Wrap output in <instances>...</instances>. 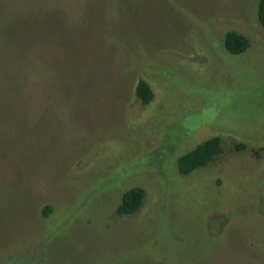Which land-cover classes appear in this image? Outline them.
<instances>
[{"label":"rangeland","instance_id":"rangeland-1","mask_svg":"<svg viewBox=\"0 0 264 264\" xmlns=\"http://www.w3.org/2000/svg\"><path fill=\"white\" fill-rule=\"evenodd\" d=\"M257 3L0 0V264H264ZM213 136L223 152L180 176ZM134 186L141 207L116 214Z\"/></svg>","mask_w":264,"mask_h":264},{"label":"trees","instance_id":"trees-1","mask_svg":"<svg viewBox=\"0 0 264 264\" xmlns=\"http://www.w3.org/2000/svg\"><path fill=\"white\" fill-rule=\"evenodd\" d=\"M257 18L264 29V0H258L257 3ZM223 47L231 55H237L245 52L249 47L248 38L235 31L227 30L223 37ZM134 94L137 100L142 105H148L153 99V92L149 82L145 79H139L134 88ZM222 140L219 136H213L204 140V142L195 146L192 150L178 156L175 159L177 173L180 176H186L193 171L203 168L223 152ZM244 148L243 144H234V150L239 151ZM258 154V152H257ZM98 192L100 194V188L94 189L92 193ZM91 193V194H92ZM145 197V190L142 187L134 186L126 189L120 196L119 204L115 208V213L118 215H130L138 211L141 207L143 199ZM80 202V203H79ZM78 202L79 208L76 209L72 216L77 215V210H86L88 207L84 205L82 199ZM53 207L49 204L44 205L41 208L40 214L43 218H47L52 212ZM103 222V221H100Z\"/></svg>","mask_w":264,"mask_h":264}]
</instances>
